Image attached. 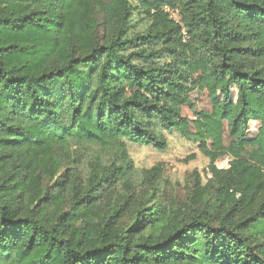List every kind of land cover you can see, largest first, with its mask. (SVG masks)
<instances>
[{
    "label": "trees",
    "instance_id": "trees-1",
    "mask_svg": "<svg viewBox=\"0 0 264 264\" xmlns=\"http://www.w3.org/2000/svg\"><path fill=\"white\" fill-rule=\"evenodd\" d=\"M135 8L150 26L127 36ZM171 129L206 151L214 200L196 180L183 210L148 207L154 165L149 197L131 210L104 203L91 222L101 192L133 173L121 139L164 150ZM74 142L120 162L60 174ZM260 235L264 0H0V256L264 264Z\"/></svg>",
    "mask_w": 264,
    "mask_h": 264
},
{
    "label": "rangeland",
    "instance_id": "rangeland-1",
    "mask_svg": "<svg viewBox=\"0 0 264 264\" xmlns=\"http://www.w3.org/2000/svg\"><path fill=\"white\" fill-rule=\"evenodd\" d=\"M109 1V0H103ZM177 18L174 13L171 15ZM150 26V21L142 16L135 8L132 10L130 25L127 36L141 33ZM159 42L157 48L162 47ZM166 138L167 146L164 150H159L150 145L132 143L128 139L122 138L126 155L132 161L133 173L130 179H116L114 185L101 192L99 203L88 215L89 220L94 222L106 207L101 205L111 202L125 201L129 210L135 208L137 204L152 194L146 181V171L154 165H159L160 172L156 179V193L148 201L147 206L152 207L154 203H159L169 214V209L173 205L175 210H183L188 202L192 185L198 181L201 187L203 199L213 201L215 197L214 184L211 183L207 175V166L210 163L209 156L204 151L200 143L192 138L183 137L175 129L161 131ZM73 161L69 166L61 165L60 174H64L65 169L74 171L75 176L85 179L89 166L97 161L101 165H107L111 161L120 162V154L117 151H106L98 145L86 142H74L70 149ZM198 175V178L196 176ZM128 181L124 183L125 181ZM210 182V183H209ZM206 185V186H205ZM260 247H264V237L259 236ZM0 264H13L10 258L0 256Z\"/></svg>",
    "mask_w": 264,
    "mask_h": 264
}]
</instances>
